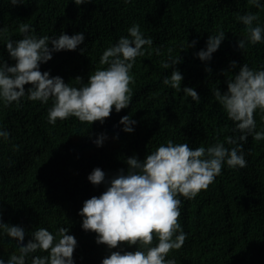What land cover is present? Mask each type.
I'll return each instance as SVG.
<instances>
[{"label": "trees", "instance_id": "16d2710c", "mask_svg": "<svg viewBox=\"0 0 264 264\" xmlns=\"http://www.w3.org/2000/svg\"><path fill=\"white\" fill-rule=\"evenodd\" d=\"M247 13L258 16L254 26H264V9L248 0H132L128 4L124 0H91L82 5L74 0H24L16 6L11 0H0V62L15 63L5 44L8 39L23 38V24L34 29L37 37L84 33L85 41L76 50L54 52L41 65L42 72L59 75L76 87L81 86L76 77L87 83L98 68L107 67L99 63L102 53L127 36L133 23L153 41L151 47L144 46L145 55L137 57L133 66L131 105L119 113L113 106L103 124L81 122L76 117L50 124L51 99L48 104L26 98L20 106L0 103V127L10 133L8 140L0 139L3 222L23 226L25 243L37 227L53 233L68 227V234L78 236L75 264H101L109 255L107 246L96 243V233L80 236L76 230L84 201L107 187L88 180L95 168L111 178L121 169L127 171L128 157L144 159L169 139L193 148L217 142L234 147L227 140L240 133L233 131L235 123L213 93L217 88L227 91L228 79L244 63L257 70L264 67V43H247L244 50L238 47L239 39H246L248 33L237 17ZM220 31L226 34L221 47L211 60L201 61L196 53L206 48L210 35ZM192 41L195 45L187 47ZM172 60L180 62L173 65ZM165 62L168 68L162 67ZM174 67L184 77L179 90L163 84ZM184 86L195 88L201 96L199 103L184 93ZM28 87L30 84L25 85ZM129 114L137 121L132 133L123 131L120 123ZM262 116L264 113H254L258 131L264 130ZM101 133L107 139L98 147L94 140ZM243 147L245 168L225 164L207 190L191 200L180 197L179 223L187 238L181 249L168 254L176 264H264V140L249 136ZM156 242L154 237L153 244ZM13 253L18 254L16 241L0 235V257L7 259Z\"/></svg>", "mask_w": 264, "mask_h": 264}, {"label": "clouds", "instance_id": "9594fccd", "mask_svg": "<svg viewBox=\"0 0 264 264\" xmlns=\"http://www.w3.org/2000/svg\"><path fill=\"white\" fill-rule=\"evenodd\" d=\"M74 2L82 5L91 0ZM131 2L124 0L125 4ZM23 3L24 0H11L13 6ZM248 3L264 9V0H248ZM237 19L246 26L248 33L246 39L238 41L241 50L246 48L247 43H264V26L259 23L254 26V22L258 21L256 14L247 13ZM20 32L22 39H8L5 44L15 63L0 62V103L20 106L22 98H26L48 104L51 99L52 107L48 109L47 119L53 125L58 119L70 117L90 124L96 121L103 124L105 118L110 117L113 106L117 113L129 107L131 85L135 84L133 66L137 57L145 55L144 46L151 47L153 43L150 37H145L140 25L133 23L127 29V36H121L102 53L99 63L107 67L98 68L87 83L76 77L81 82V86L76 87L66 83L59 75L42 72L41 65L51 60L54 52L76 50L85 41L83 32L37 37L35 30L27 24L21 25ZM2 33L3 29H0V35ZM225 37L223 31L210 35L206 48L196 55L201 61L211 60ZM195 43L192 41L187 47ZM179 62L172 60L173 65ZM169 66L167 62L162 64L164 68ZM232 66H237L235 61H232ZM183 79L182 73L174 67L163 84L179 90ZM227 83V91L217 88L213 95L227 117L235 123L233 131L240 133L227 140L234 147L229 149L224 143L217 142L207 148H193L188 143H174L169 139L144 159L137 155L128 157L127 171L121 169L118 174L107 178L105 171L97 167L88 175L93 185L103 183L107 187L99 196L84 201L79 211L81 217L76 218V230L81 232L80 236L96 233V243L107 246L109 255L103 258L101 264H176L175 259L168 258V254L181 249L187 238L179 223L180 197L191 200L201 190H207L221 175L225 164L233 169L247 166L244 143L249 136L255 141L264 140V130H257L254 117V113H264V67L257 70L244 63L239 67L238 74L228 79ZM26 84H30L27 89ZM183 91L197 103L200 102L201 96L195 88L184 86ZM120 123L124 125L123 131L132 133L137 121L129 114L121 117ZM9 137V131L0 127V139L6 141ZM106 139L107 135L101 133L94 143L98 147L103 146ZM68 233V227H60L55 233L37 227L25 243L26 229L3 222L0 213V235H7L18 245V254L13 253L7 259L0 257V264H27L29 257L31 264H75L73 254L78 236L75 238ZM37 252H46L47 255H32Z\"/></svg>", "mask_w": 264, "mask_h": 264}]
</instances>
